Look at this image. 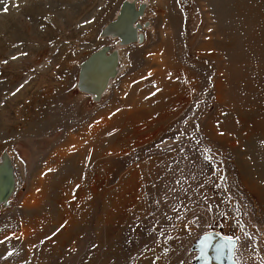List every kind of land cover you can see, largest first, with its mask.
Instances as JSON below:
<instances>
[{
    "label": "rangeland",
    "instance_id": "374dc122",
    "mask_svg": "<svg viewBox=\"0 0 264 264\" xmlns=\"http://www.w3.org/2000/svg\"><path fill=\"white\" fill-rule=\"evenodd\" d=\"M123 1L0 0V159L15 181L0 264H202L201 237L233 234L235 207L264 233V0H134L143 38L120 46L102 31ZM103 45L126 66L95 100L76 84Z\"/></svg>",
    "mask_w": 264,
    "mask_h": 264
},
{
    "label": "snow or ice",
    "instance_id": "6c2138e0",
    "mask_svg": "<svg viewBox=\"0 0 264 264\" xmlns=\"http://www.w3.org/2000/svg\"><path fill=\"white\" fill-rule=\"evenodd\" d=\"M179 2V0H177ZM5 11H7V8L5 7ZM91 21H85V23H90ZM130 23V21H125L124 23L121 24V29L126 30L127 24ZM185 124L188 123L187 120L184 121ZM194 128H198V125H194ZM185 131L182 129H177L173 133V140L179 144L182 140V138L185 136ZM191 139H194V136H191V134H188ZM162 143H165L164 141H161ZM195 147V146H194ZM170 150H175V149H170ZM179 151L181 153L185 152L184 147H179ZM212 150L206 149L205 153L203 155V160L206 162V165L209 169V172H212L214 169L213 165V157L211 156ZM187 158V157H185ZM55 169H48V171H54ZM191 179H195V177H191ZM225 177L223 175L219 176V180L221 182L225 181ZM179 183V181H176ZM203 187V185H200ZM78 187V186H77ZM214 187L216 189L220 188L219 183H215ZM39 191V189H37ZM172 191H175V189H172ZM187 191V190H185ZM228 189H225V192H227ZM233 197L232 196H227V199H222L221 203H224L226 205H231L232 204ZM158 203V202H157ZM204 207L208 212L213 211V205L210 203H207V200L205 199V204ZM179 211L187 212L188 209L184 205H178L176 207H173L172 211L174 213ZM234 211L236 213V219L233 224V234L231 235H221L217 234L219 238L216 241H212L209 238V233L205 232L203 234V237L201 239L200 244L198 245V252H199V257L201 260L205 261V264L207 260L210 258L208 253L209 249L212 250L213 257L219 261L221 259L227 258L231 264H244V262L237 256V252L241 250H248L251 249L252 252L259 258V264H264V255L260 254L259 248H260V241L261 239H264V233H262L260 236H255L252 231H249L247 229V224L246 222L241 219L242 216L248 215L247 213L241 212V210L238 207L234 208ZM151 215V213H150ZM225 216L228 215V213H224ZM169 221L172 220V217L169 216L167 218ZM177 220H184L185 216L184 215H176ZM199 220L200 218L198 216L193 215L191 221L189 222L192 225H195L196 227H199ZM66 223V222H65ZM189 223L184 224V228L188 229L189 228ZM252 227L256 229L257 232L260 231L259 226L257 224H253ZM155 229V226H153ZM238 229L240 234H236V230ZM55 234V233H54ZM53 234V235H54ZM160 235H164L163 232L160 233ZM10 237L5 236L4 240H0V244L4 243L5 241L9 240ZM45 239H48V237H45ZM168 239H173L172 237H168ZM43 243V241H41ZM146 247V246H145ZM14 251V250H13ZM13 251H8L6 253L7 256L13 255ZM167 252V249H165ZM156 259H159L157 257ZM152 264H155V261L152 262ZM183 264V262H181Z\"/></svg>",
    "mask_w": 264,
    "mask_h": 264
},
{
    "label": "bare ground",
    "instance_id": "6f19581e",
    "mask_svg": "<svg viewBox=\"0 0 264 264\" xmlns=\"http://www.w3.org/2000/svg\"><path fill=\"white\" fill-rule=\"evenodd\" d=\"M126 1H127L126 4H128V5L133 4L132 8L135 11L140 10V12L134 13L130 7H126L125 9H123V13H122V16L120 18V22L114 24L113 29H110L108 34L105 35V36L114 37V36H116L115 34H117V33L122 34L120 36H116L117 37V43L120 46L128 45V40H126V42H124V41L121 42V41L123 40L124 37L132 34V30L135 32L136 36L142 35V34H140V32H137V31H139L138 27L140 25L138 23H135V22H136V19L141 15V13L144 12L142 10V8L145 7V4L141 3L143 6H141V4H140L138 7H136L134 0H126ZM132 16H135V20L130 21V18ZM125 21H130V23L127 24L126 30H122L120 26ZM134 25H135V27H134ZM134 41H139V40L135 39ZM134 41H132V42H134ZM129 43H131V42H129ZM119 51H120L119 49L118 50L115 49L116 59H113L112 57H106L105 55H108V54L105 53V55H104L105 57L104 56L103 57L102 56H96L92 61H89L87 66H86V69L84 71L83 78H82L83 81L81 80V85L84 86L83 88L87 87L91 90H97L99 88V85H101L104 82V84L102 85V89L99 93L100 95L96 93L98 96V99L108 89V85H109L111 79H113L117 75V73L122 72V70L126 66V62H125L126 60L123 57L124 55H122ZM113 68H114V72L111 74L110 72ZM77 86L79 87V81L77 83ZM145 87H147V86L144 85L143 88H145ZM80 89H79L81 91L80 93H82V92L87 93L88 92V91L85 92L84 91L85 89H82V88H80ZM91 90H90L91 94L90 93H88V94L90 97H93L95 95H93L94 92ZM91 95H93V96H91ZM98 99H95V100H98ZM8 158H9V156H8ZM3 161H4V158L1 157V159H0V190H1V188H3V186H4L3 183H4V181H6V177H7V171H6V169H4V166H3L4 162ZM14 183H15V181H14V177H13V184ZM13 187H14V185H13ZM12 191H13V188H12ZM11 194H12V192L10 193V195Z\"/></svg>",
    "mask_w": 264,
    "mask_h": 264
},
{
    "label": "water",
    "instance_id": "95a60500",
    "mask_svg": "<svg viewBox=\"0 0 264 264\" xmlns=\"http://www.w3.org/2000/svg\"><path fill=\"white\" fill-rule=\"evenodd\" d=\"M126 3H127V1L123 2L122 6H121V10L119 11V14L116 15L113 20H111V21H109L107 23V25L105 26V28L102 31V35H107L108 32H109V30L110 29H113V25L116 24V23H118V22H120V18L122 16L123 9H125L126 7H130L134 13L135 12L136 13H139L140 12V10L139 11H135L132 8L133 7V4L132 5L131 4L128 5ZM141 6H143V5L141 4ZM132 20H135V16H132L130 18V21H132ZM134 27H135V25H134ZM115 35L116 36H120L122 34H120V33L118 34L117 33ZM135 39L142 40V35L136 36L135 32L132 30V34L124 37L121 42H123V41L126 42V40H128V43H129V42L134 41ZM108 49H109V46L108 45H103L99 49H97L96 51H94L93 53H91L82 62L81 67H80V70H79L78 78H77L78 81H79V87H78V89H80V88L85 89L84 90L85 92L88 91L87 93H90L91 94V92H90L91 89H89L87 87L86 88H83L84 86L81 85V80L83 81L82 78H83L84 71H85L86 66H87V64H88L89 61H92L96 56H102L103 57L105 55V51H108ZM105 56L106 57H112L113 59H116L115 49H112L110 51V53L108 55H105ZM113 72H114V68L111 70L110 73L112 74ZM103 84H104V82L101 85H99V88L97 90H91V91L94 92L93 93V95H95V96H93L94 99H98L97 94L100 93ZM2 157L4 158V161H3L4 162L3 163L4 165L3 166H4V169H6V171H7V177H6V181H4V183H3V185H4L3 188H1V190H0V204L1 205H5L7 203V201H8L9 195L12 192V188H13V185H14L13 184V171L14 170H13V166H12L11 160L8 158L7 154H3ZM217 234H221V233H218V232H215V231L210 232L209 233L210 240H212L213 242L216 241L219 238V236ZM201 239H202V237H201ZM208 255H209L210 258L207 260L206 264H231V262L227 258H224V259H221V260L217 261L213 257V253H212V250L211 249H209ZM202 264H205V261H203Z\"/></svg>",
    "mask_w": 264,
    "mask_h": 264
},
{
    "label": "trees",
    "instance_id": "16d2710c",
    "mask_svg": "<svg viewBox=\"0 0 264 264\" xmlns=\"http://www.w3.org/2000/svg\"><path fill=\"white\" fill-rule=\"evenodd\" d=\"M223 235V234H222Z\"/></svg>",
    "mask_w": 264,
    "mask_h": 264
}]
</instances>
